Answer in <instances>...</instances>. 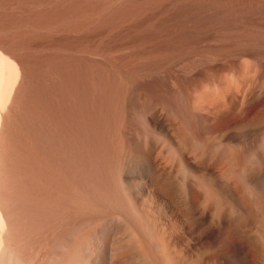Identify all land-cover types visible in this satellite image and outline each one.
<instances>
[{
	"label": "bare ground",
	"instance_id": "obj_1",
	"mask_svg": "<svg viewBox=\"0 0 264 264\" xmlns=\"http://www.w3.org/2000/svg\"><path fill=\"white\" fill-rule=\"evenodd\" d=\"M0 264H264V0H0Z\"/></svg>",
	"mask_w": 264,
	"mask_h": 264
}]
</instances>
